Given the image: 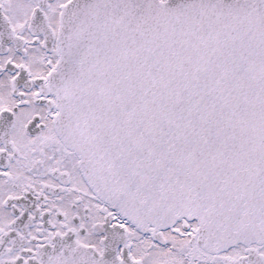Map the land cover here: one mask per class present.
<instances>
[{
    "label": "snow or ice",
    "instance_id": "6c2138e0",
    "mask_svg": "<svg viewBox=\"0 0 264 264\" xmlns=\"http://www.w3.org/2000/svg\"><path fill=\"white\" fill-rule=\"evenodd\" d=\"M0 264H264V0H0Z\"/></svg>",
    "mask_w": 264,
    "mask_h": 264
}]
</instances>
